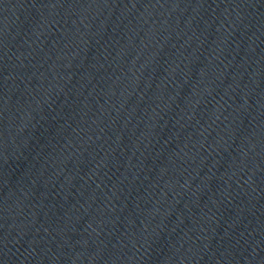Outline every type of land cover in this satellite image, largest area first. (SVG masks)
Masks as SVG:
<instances>
[{"label": "water", "instance_id": "water-1", "mask_svg": "<svg viewBox=\"0 0 264 264\" xmlns=\"http://www.w3.org/2000/svg\"><path fill=\"white\" fill-rule=\"evenodd\" d=\"M0 264H264V0H0Z\"/></svg>", "mask_w": 264, "mask_h": 264}]
</instances>
